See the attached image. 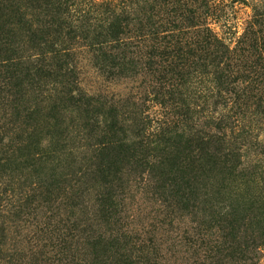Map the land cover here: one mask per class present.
<instances>
[{
  "label": "trees",
  "instance_id": "1",
  "mask_svg": "<svg viewBox=\"0 0 264 264\" xmlns=\"http://www.w3.org/2000/svg\"><path fill=\"white\" fill-rule=\"evenodd\" d=\"M149 1L160 7L141 12L145 22L102 2L92 14L101 21L73 23L59 0H0V264H165L164 253L166 264H260L264 105L240 69L246 36L230 49L196 25L215 0L200 3L205 13L186 0L179 33L192 37L180 39L176 25L151 20L166 18V0ZM77 48L109 81L147 75L143 94L83 92ZM68 149L84 150L88 165L66 170ZM132 183L158 206L166 250L130 229ZM43 207L39 244L2 255L11 219Z\"/></svg>",
  "mask_w": 264,
  "mask_h": 264
},
{
  "label": "rangeland",
  "instance_id": "2",
  "mask_svg": "<svg viewBox=\"0 0 264 264\" xmlns=\"http://www.w3.org/2000/svg\"><path fill=\"white\" fill-rule=\"evenodd\" d=\"M197 2V7L200 8V3H206V7H210L208 0H194ZM63 8H67L71 12L70 18H63L66 22H99L101 18H95L92 14L94 11L100 10L102 2L108 4L109 7L117 6V11L124 8L126 11H133L138 14L136 21H146V17L140 14L145 13L148 6H154L158 9L159 4L153 3L149 0H59ZM65 2V3H64ZM166 18L153 17V22L159 20H166V27L176 25L178 30L172 31L176 36L181 39L192 37V34L186 36L181 35L184 30V22L182 20L183 4L186 0H166ZM64 3V5H63ZM208 4V5H207ZM216 10L208 12V15H202L199 19H196L197 28L204 26L208 27L226 46L230 49H234L239 46L238 42L246 36V43L241 47L245 49L239 56L241 61L240 69L244 71L250 77L252 82L250 85L254 90V94H258L262 98L261 104L264 105V0H215ZM200 13H205L207 9L203 6L200 8ZM87 15H90L88 17ZM247 33V35L245 34ZM168 32H166V35ZM193 39V38H192ZM250 44V46H248ZM75 67L77 74L78 88L87 94H99L104 96L107 100L118 99H131L137 98L146 87V83L149 82L147 75H139L135 79H122L109 81L104 78L93 66L90 55L83 48L76 49ZM256 75L259 77L260 85H255L254 79ZM148 113L151 117L154 116L161 118L163 115L161 108L158 105L147 103ZM160 113V114H159ZM75 145L73 141L68 142L69 145ZM67 153H72L69 159H63L62 163L66 166L70 165V162L75 167H69L70 169L80 167L85 168L88 165L87 153L84 150H66ZM253 157L249 156V160ZM67 162V163H66ZM89 184H92L91 182ZM130 191L126 195V214L128 217L127 222L130 223V229L137 232L146 233L151 232L155 237L162 239V248L166 250V223L159 224L163 218L159 216L158 206L154 203V200H150L149 196L144 195L141 192V187L135 186L132 183ZM97 191L92 189L89 194L85 196V201H89L87 210L92 200L95 198ZM50 215L43 207L39 211L38 218L33 216L20 217L17 221L11 219L13 223H8V231L6 233V243L3 247L2 255L16 254L21 250L27 255L29 250H33V246L39 244L38 241L33 239L35 232L40 229L44 222V216ZM180 228L183 225L179 226ZM35 238L37 235L35 234ZM165 264H166V253ZM7 257H4L2 264L7 262ZM169 263L172 264L174 259L168 256ZM258 260L260 264H264V247L259 249Z\"/></svg>",
  "mask_w": 264,
  "mask_h": 264
}]
</instances>
